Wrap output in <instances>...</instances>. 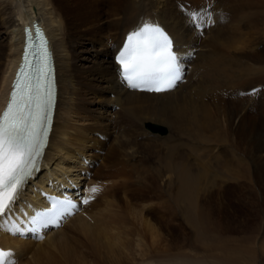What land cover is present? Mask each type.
Returning <instances> with one entry per match:
<instances>
[{"label":"bare ground","instance_id":"bare-ground-1","mask_svg":"<svg viewBox=\"0 0 264 264\" xmlns=\"http://www.w3.org/2000/svg\"><path fill=\"white\" fill-rule=\"evenodd\" d=\"M213 2L214 9L208 0H0V109L19 60L22 25L31 30L32 19L48 37L56 83L39 168L0 216V246L12 252L14 264H238L226 259L230 251L254 257L251 247L228 245L223 221L243 212L256 191L264 201V98L254 95L257 85L264 87V49L253 51L240 24L253 29L255 18L264 16V0ZM144 20L165 27L185 65L182 79L166 92L128 90L112 61L123 35ZM223 27L231 33L224 36ZM258 33L264 37V30ZM225 88L253 93L228 99ZM82 114L84 126L99 131L111 148L116 145L129 161L140 159V166L130 165L129 177L124 162L104 166L113 169L109 173L89 171L104 144L79 130L76 117ZM160 129L166 130L162 136ZM144 152L151 165L140 156ZM78 170L85 173L75 177ZM214 174L219 186L210 180ZM100 179L105 184L90 214L87 182L97 187ZM203 182L210 186L201 187ZM78 185L85 206L34 239L18 237L27 231L28 214L46 206V193L60 195ZM161 219L173 245L158 241ZM63 225L74 235H65Z\"/></svg>","mask_w":264,"mask_h":264},{"label":"snow or ice","instance_id":"snow-or-ice-1","mask_svg":"<svg viewBox=\"0 0 264 264\" xmlns=\"http://www.w3.org/2000/svg\"><path fill=\"white\" fill-rule=\"evenodd\" d=\"M191 18L196 26L198 14L193 13ZM26 32L22 64L8 104L0 113V216L11 210L19 189L37 170V159L51 121L54 89L47 41L39 27L35 29V38L31 30ZM117 61L122 79L131 88L162 92L175 87L182 79L181 58L173 50L172 40L160 26L150 22L141 24L127 35ZM97 190L91 189L92 192ZM83 203H88V199ZM57 206L58 217L70 214V209L76 207L69 201L56 202L54 210ZM55 222L49 212L39 213L33 219L39 227ZM12 255L10 251L0 250V264H14Z\"/></svg>","mask_w":264,"mask_h":264},{"label":"rangeland","instance_id":"rangeland-1","mask_svg":"<svg viewBox=\"0 0 264 264\" xmlns=\"http://www.w3.org/2000/svg\"><path fill=\"white\" fill-rule=\"evenodd\" d=\"M207 1V0H206ZM209 1V0H208ZM213 1H215V0H211V2H210V4H211V6L212 5H214L215 4V2H213ZM217 1V0H216ZM244 1H253V0H244ZM256 2H259L260 0H255ZM184 3H186V2H184ZM188 3V2H187ZM214 6H212V8L211 9H214L213 8ZM258 17V18H257ZM256 18H255V20L256 21H259V22H257V23H255V25H254V23L252 24L253 25V29L250 27V28H247V26H245L247 23H246V21L244 22V23H241L240 22V24L242 25V27H241V32H243V33H246L247 35H246V37L248 38V40L251 42V47L252 48H254V50L253 51H256V52H259V51H262V49H264V37L262 36V33H258V31H260V30H264V29H262L263 28V20H264V16H257ZM262 17V18H261ZM262 19V20H261ZM254 20V21H255ZM261 20V21H260ZM259 23V24H258ZM244 24V25H243ZM262 24V26H260ZM240 25V26H241ZM258 26V29L256 28ZM260 27H261V29H260ZM230 29V28H229ZM227 27H223L222 28V32H224L223 33V35L224 36H226V35H228L229 33H231V31L229 30ZM227 31V32H226ZM252 33V35H250ZM255 33H257V34H259V35H257L256 36V34ZM258 37V38H257ZM263 37V38H262ZM204 38V37H203ZM263 41H262V40ZM253 44V45H252ZM257 44V45H256ZM257 46V47H256ZM260 46V47H259ZM197 55H195L194 57H193V59H194V61H196L197 60ZM5 65V64H4ZM1 73V75H2V72H0ZM263 86V85H262ZM264 87H261V85H257V89H255V91H254V95H255V98H256V100H259L258 98H264ZM207 89H209V87L207 88ZM226 90V88L224 89V90H221V93H223L228 99H231L232 98V96L233 95H236V96H238V95H241L242 94V92L241 93H231L229 90H227V91H225ZM258 90H260V91H258ZM224 91H225V93H224ZM228 92H230V93H228ZM206 93H208V92H206ZM245 93V94H244ZM246 93H248L247 95H246ZM251 93H253V92H251ZM251 93L249 92V91H247V92H243V94H244V96H243V94H242V96H239V99H241V98H245L246 96L248 97V96H250L251 95ZM255 93H259L258 95H256ZM257 96V97H256ZM85 117H86V115H80V117L78 116V117H76V119H77V121L79 122V124L80 125H78V126H81L80 128L81 129H79V130H83V132H85L89 137H91V138H94L96 141H100V142H102L104 145H102V148H101V151H99V150H96V154H95V156H98L97 157V159H96V162L95 163H93V165L91 166V165H89V166H91L90 168H89V171H90V169L91 170H96V171H100V169L99 168H101L102 169V172L104 171L105 173H109V172H112L113 171V169H114V167L116 168V166H117V164L118 163H121V164H123V162L125 163V165L128 167V168H126L125 167V175L127 176V177H129L130 176V172H131V170H129L130 168V165H132V164H137L139 161L138 160H140L138 157L137 158H132V160H133V162H131V161H129V158H128V156H125V155H123V153H119V150L116 148V145L115 146H113L112 148H116L114 151H113V149L110 147V140H109V142H105V140H101L100 139V136H99V134H100V132L99 131H96V133H92L91 132V130H90V128L89 127H85L84 125H85V122L87 121V120H85ZM78 124V123H77ZM146 125H152V123H145ZM115 126H117V122H115L114 123V127ZM153 126H155V125H153ZM147 126H145L144 127V129L148 132V133H154V132H152L151 130H149V129H147L146 128ZM165 129L167 130V133H168V128L167 127H165ZM165 130V131H166ZM164 130H163V132H161V134H160V136H162V134H164V132H165ZM124 132V129H120L119 130V133H123ZM99 139V140H98ZM140 141V140H139ZM106 145V146H105ZM104 146V147H103ZM112 150V151H111ZM98 153V154H97ZM93 154V155H94ZM145 154H146V156H145ZM141 157H142V159H143V157H144V159H143V161H144V163H145V165L147 166V165H151L152 163H153V160L147 155V153L146 152H144V155L143 154H141L140 155ZM124 158V159H123ZM118 160H120L119 162H118ZM135 160V161H134ZM105 161V162H104ZM112 161V162H111ZM150 161V162H149ZM114 162V163H113ZM112 163H113V165H112ZM81 164H83V162H80V164L79 165H81ZM84 165V164H83ZM113 166V169H105L104 168V166ZM115 165V166H114ZM121 166V165H120ZM120 166H118V169L120 170ZM138 166H140V164L138 163ZM93 167V168H92ZM104 169V170H103ZM44 170V169H43ZM42 170V171H43ZM40 172L39 174H38V176L37 177H40L42 174H43V172ZM46 171V170H45ZM94 171H93V173H94ZM79 173H81V175H82V173H85V171L84 172H79V170H78V172H77V174H76V176L75 177H78V175H79ZM93 173L91 174V176L93 175ZM216 174H214L211 178H210V180H212L213 179V181H214V183L216 184V185H220L221 184V179L220 178H218V177H216L215 176ZM37 177H35V180L37 179ZM97 177V175H93V178L95 179V181H96V178ZM214 177V178H213ZM215 177H216V179L217 180H215ZM92 178V179H93ZM134 178H131V180H130V182L133 180ZM99 182H101V184L100 185H98L97 184V187H95L96 185H94V183L92 184V182L90 181H88L87 182V188H86V190H88L89 192H86V190H85V192L88 194V193H91L93 196H92V199L90 200L91 202V211H92V213H90V211H89V213L90 214H93V210H92V203H94V202H96L95 201V199H96V197H97V193H98V190L96 191V192H92L91 191V189L93 188V187H95V188H97V189H99V187L100 186H102V185H104L105 184V182H104V180H102V179H100L99 181H98V183ZM161 184H163L162 182H161ZM30 185V184H29ZM208 186H210V185H208V184H206V183H202V185H201V187H208ZM85 187H86V185H85ZM130 188H132V186H129ZM82 188H84L83 186H82ZM114 191V190H113ZM112 191V192H113ZM113 193H116V191H114ZM99 194H100V192H99ZM255 199H253L251 202H249V203H247V204H243L242 206L244 207V211L243 212H240L239 214H236L235 216H233L232 218H228V219H224V224L226 225V227L229 229V231L228 232H226L225 233V236L227 237V243H228V245L230 246V247H232V245H235V246H243V247H246V248H250V249H252V250H254L255 251V255H254V257H252V258H250V257H247V256H242V255H237L236 253L237 252H234V251H230V252H227V255H226V259L227 258H233V259H235L236 261H238V264H264V201L262 200V197H261V193H259V191H256L255 192ZM116 195H118L119 196V199H121L122 200V194H117L116 193ZM243 195H245V194H243ZM242 195V196H243ZM257 196V197H256ZM260 197V198H259ZM258 199V200H257ZM260 200V201H259ZM261 203V204H260ZM89 206V207H90ZM232 210V211H231ZM231 213L232 212H234V210L233 209H230L229 210ZM247 211V212H246ZM165 224H166V222L164 221V220H160V222H159V225H158V232H159V237H158V241L159 240H161V245H164L165 243H167V241H168V243L172 240V245L176 242V239H175V241H173V235H172V233H169V232H171L170 230H168V228L165 226ZM66 228V229H65ZM65 229V230H64ZM70 230H68V226L67 225H63V231H64V234L65 235H69V236H73L74 235V232H72L71 230L73 229L72 227L71 228H69ZM69 231V232H68ZM56 237H58V236H56ZM146 239L148 240V242H150L151 240V237L147 234V237H146ZM136 242H135V244L136 245H138V242H137V240H135ZM41 242H43V241H41ZM37 243H39V242H37ZM171 243H169V244H171ZM134 244V245H135ZM242 244V245H241ZM249 245V246H248ZM136 248H137V250L139 249V246L137 247L136 246ZM135 248V249H136ZM189 251V250H188ZM190 252V251H189ZM231 252H232V254H231ZM126 253L128 254L129 252H127L126 251ZM139 252H137V254H138ZM195 253V252H194ZM194 253H191V254H194ZM195 254H197V253H195ZM28 256H25V257H23V259L26 261V260H28ZM93 263V262H92ZM93 264H96V263H93Z\"/></svg>","mask_w":264,"mask_h":264},{"label":"water","instance_id":"water-1","mask_svg":"<svg viewBox=\"0 0 264 264\" xmlns=\"http://www.w3.org/2000/svg\"><path fill=\"white\" fill-rule=\"evenodd\" d=\"M31 31H32V34H34V32H35V31H34V28H33V26L31 27Z\"/></svg>","mask_w":264,"mask_h":264}]
</instances>
